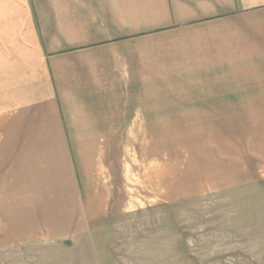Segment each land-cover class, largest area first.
Segmentation results:
<instances>
[{"label": "crops", "instance_id": "0c3cea01", "mask_svg": "<svg viewBox=\"0 0 264 264\" xmlns=\"http://www.w3.org/2000/svg\"><path fill=\"white\" fill-rule=\"evenodd\" d=\"M191 126L264 174V0H0L1 249L88 237L97 145Z\"/></svg>", "mask_w": 264, "mask_h": 264}, {"label": "rangeland", "instance_id": "374dc122", "mask_svg": "<svg viewBox=\"0 0 264 264\" xmlns=\"http://www.w3.org/2000/svg\"><path fill=\"white\" fill-rule=\"evenodd\" d=\"M216 132L137 129L136 143L97 145L80 177L102 210L88 237L0 248V264H264V174Z\"/></svg>", "mask_w": 264, "mask_h": 264}]
</instances>
